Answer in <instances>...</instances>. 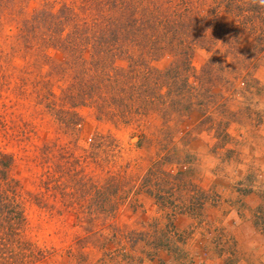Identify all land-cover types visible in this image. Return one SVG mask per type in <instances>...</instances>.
Instances as JSON below:
<instances>
[{"label":"rangeland","instance_id":"obj_1","mask_svg":"<svg viewBox=\"0 0 264 264\" xmlns=\"http://www.w3.org/2000/svg\"><path fill=\"white\" fill-rule=\"evenodd\" d=\"M185 1L207 16L189 20L186 44L144 42L113 62L120 73L129 70L126 56L137 70L176 69L169 94L158 97L164 82L138 78V98L113 104L109 89L79 87L76 53L31 21L41 9L66 6L69 23L91 11L79 0H0V150L11 157L21 236L41 249L39 264H264V5ZM177 87L178 106L163 110L159 103L178 100ZM156 161L208 193L199 215L164 214L138 188ZM109 178L114 214L79 220L62 205L59 193L71 192L92 207L90 183ZM161 227L169 238L154 250L118 237Z\"/></svg>","mask_w":264,"mask_h":264},{"label":"trees","instance_id":"obj_2","mask_svg":"<svg viewBox=\"0 0 264 264\" xmlns=\"http://www.w3.org/2000/svg\"><path fill=\"white\" fill-rule=\"evenodd\" d=\"M79 6L88 12L91 11L88 21H81L76 16L75 21L69 23V10L66 6H61L56 13L41 9V16L35 15L31 21H41L42 27L54 42L53 45L76 53L75 62L78 74H81L79 87L87 90L88 94H93L100 88L101 91L103 86L109 89V100L113 104H121L124 98H138L139 92L133 91L138 78L153 84L164 82L162 86L165 90L158 97H166L170 86L174 84L171 78L178 76L177 70L172 67L162 72L148 68L137 70L130 66L134 65L130 56H126L129 70L117 72L118 69L113 67L116 53L127 52L129 47H136L144 42L148 43L149 47H158L155 42L160 40L166 43L175 40L177 44H184V37L191 28L189 24L192 25L189 20L199 22L207 18L206 15L197 14V10L190 4L186 5L185 0H79ZM214 25L212 20L210 26ZM29 27L36 26L28 25ZM262 32L263 35L264 29ZM82 49L89 52L88 59L80 56ZM155 53L156 51L152 50V56H155ZM183 69L187 70V64L183 65ZM85 73H88V77ZM184 78H187V75ZM180 83L186 82L181 79ZM175 94L178 100L175 97L159 103L163 110L178 106L179 95L183 94V89L177 87ZM10 165L11 157L0 150V264H39L41 249L21 236L25 217L22 203L15 189L9 185ZM112 179H107L103 184L90 183L89 189L93 191L95 202L92 207L77 205V196L71 192L59 193L60 201L64 203V208L69 209L79 220L112 215L118 196ZM138 184V188L149 195L167 215L187 212L199 215L205 200L208 199L205 190L180 173L163 170L157 161L147 167ZM130 190L131 187L124 189L122 197L125 198ZM63 197L68 199L62 200ZM118 237L134 244L145 243L153 250L164 247L165 243L161 241L165 242L169 238L165 227L156 229V232L153 229L144 232L130 231ZM145 253L150 254L148 251Z\"/></svg>","mask_w":264,"mask_h":264},{"label":"clouds","instance_id":"obj_3","mask_svg":"<svg viewBox=\"0 0 264 264\" xmlns=\"http://www.w3.org/2000/svg\"><path fill=\"white\" fill-rule=\"evenodd\" d=\"M259 3H260L261 5H264V0H259Z\"/></svg>","mask_w":264,"mask_h":264}]
</instances>
